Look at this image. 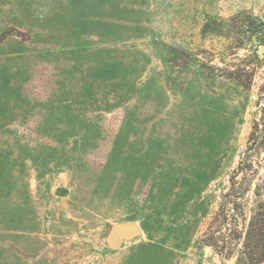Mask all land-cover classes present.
I'll return each mask as SVG.
<instances>
[{
    "label": "rangeland",
    "instance_id": "obj_1",
    "mask_svg": "<svg viewBox=\"0 0 264 264\" xmlns=\"http://www.w3.org/2000/svg\"><path fill=\"white\" fill-rule=\"evenodd\" d=\"M263 20L264 0H0V264H236L214 244L238 242L219 207ZM118 221L142 233L112 249Z\"/></svg>",
    "mask_w": 264,
    "mask_h": 264
},
{
    "label": "trees",
    "instance_id": "obj_2",
    "mask_svg": "<svg viewBox=\"0 0 264 264\" xmlns=\"http://www.w3.org/2000/svg\"><path fill=\"white\" fill-rule=\"evenodd\" d=\"M259 27L264 33V20L259 22ZM262 39L264 40V34ZM260 94L264 96V83L261 85ZM258 115L253 122L242 158L232 173L230 186L223 193L219 207V216L222 213L224 217L223 224L226 227H233L232 230L238 232L234 231L238 242L235 240L236 247L227 253L224 252L226 248L220 244L219 238L214 245L215 247L220 245L216 247L219 253L236 256V264L264 262V158L262 161L257 159L261 158L264 153V102L260 104ZM251 192L252 201L248 203V196ZM230 210H232L231 216L235 221H238L240 214L243 215L244 230L239 229V224L228 222ZM227 237L228 235L222 234V241L226 243Z\"/></svg>",
    "mask_w": 264,
    "mask_h": 264
},
{
    "label": "water",
    "instance_id": "obj_3",
    "mask_svg": "<svg viewBox=\"0 0 264 264\" xmlns=\"http://www.w3.org/2000/svg\"><path fill=\"white\" fill-rule=\"evenodd\" d=\"M261 53H264V46L261 47ZM142 233L141 226L134 221L115 222L109 231L107 242L110 248L118 249L125 242L131 241Z\"/></svg>",
    "mask_w": 264,
    "mask_h": 264
}]
</instances>
